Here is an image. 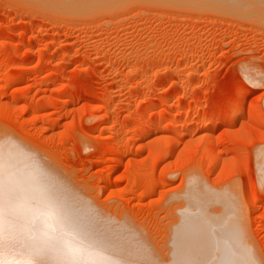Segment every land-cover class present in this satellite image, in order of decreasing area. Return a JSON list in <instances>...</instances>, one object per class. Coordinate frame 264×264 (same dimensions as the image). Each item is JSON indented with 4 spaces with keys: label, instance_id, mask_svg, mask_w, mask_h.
<instances>
[{
    "label": "rangeland",
    "instance_id": "1",
    "mask_svg": "<svg viewBox=\"0 0 264 264\" xmlns=\"http://www.w3.org/2000/svg\"><path fill=\"white\" fill-rule=\"evenodd\" d=\"M55 1L0 0V141L148 264L190 195L264 264V0Z\"/></svg>",
    "mask_w": 264,
    "mask_h": 264
},
{
    "label": "bare ground",
    "instance_id": "2",
    "mask_svg": "<svg viewBox=\"0 0 264 264\" xmlns=\"http://www.w3.org/2000/svg\"><path fill=\"white\" fill-rule=\"evenodd\" d=\"M32 1L50 3L49 0ZM57 1L58 4L72 2V0ZM113 1L115 0H77L75 6L73 3L70 6L77 8L80 2H87L89 4L86 7L85 3L78 7L84 5L86 9H90L92 4L104 6ZM184 1L189 0L182 2ZM209 1L216 3L214 0L207 2ZM219 1L217 0L218 3ZM222 1H225L224 4L228 2V7H232V2H243L242 0ZM249 1L244 0V3ZM65 6L64 9L67 10L68 7ZM58 7L61 9L62 5ZM206 150H201L202 155L210 161L211 156ZM188 192L192 193L190 190ZM205 196L200 195L197 204L192 195L188 196L187 200L184 199L186 197L183 198L185 209L182 210L181 221L178 220L181 230L176 228L175 230L178 231L175 235L176 239L170 240L180 247L175 244L178 247L177 252L167 255L171 256L169 263H165V260L163 262L165 264H249L250 262L253 264L254 258L251 260L248 256L252 255L245 252L247 247L239 248L244 244L243 241L239 244L236 241L237 237L234 236L233 227L237 226L239 229V221L232 215L233 202L230 203L231 206L228 205L229 210H225V202L221 199L216 200L214 205L217 210L213 209V211L218 213L213 215L216 216L215 219L210 220L211 217L208 218V214L204 212L205 207L210 208L207 206ZM228 200L224 199L227 203ZM211 208H213L212 204ZM233 222L236 224L234 225ZM129 234L93 222L84 211L63 196L56 183L50 181L34 160L13 144L0 141V264H148L145 262L143 252L140 253L138 244ZM184 248L194 249L193 252L180 250ZM239 252L241 253L238 254ZM244 252L246 255H242Z\"/></svg>",
    "mask_w": 264,
    "mask_h": 264
}]
</instances>
